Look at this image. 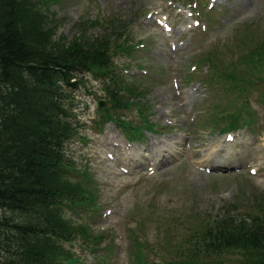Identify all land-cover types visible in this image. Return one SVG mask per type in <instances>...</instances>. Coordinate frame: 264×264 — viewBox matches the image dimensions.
<instances>
[{"label":"rangeland","instance_id":"rangeland-1","mask_svg":"<svg viewBox=\"0 0 264 264\" xmlns=\"http://www.w3.org/2000/svg\"><path fill=\"white\" fill-rule=\"evenodd\" d=\"M31 1V47L105 41L111 53L108 79L90 69L59 110L68 182L90 206L63 212L97 237L93 253L65 244L81 264H177L165 242L190 225L263 208L264 0ZM111 78L134 92L127 107L109 102Z\"/></svg>","mask_w":264,"mask_h":264},{"label":"trees","instance_id":"trees-1","mask_svg":"<svg viewBox=\"0 0 264 264\" xmlns=\"http://www.w3.org/2000/svg\"><path fill=\"white\" fill-rule=\"evenodd\" d=\"M25 2L33 6L31 0H0V264H78L65 244L79 240V248L93 252L97 237L63 212L90 206L68 182L75 172L64 146L73 135L59 110L63 93L83 87L82 75L90 69L108 79L111 53L105 41L84 45L75 40L45 51L31 47L24 30L37 11L25 10ZM108 81L109 102L127 107L125 99L134 92L116 88V78ZM256 207L248 223L226 213L197 228L190 225L176 242H165L169 254L177 264H196L201 257L237 251L241 264H264V206Z\"/></svg>","mask_w":264,"mask_h":264},{"label":"bare ground","instance_id":"bare-ground-1","mask_svg":"<svg viewBox=\"0 0 264 264\" xmlns=\"http://www.w3.org/2000/svg\"><path fill=\"white\" fill-rule=\"evenodd\" d=\"M188 97H192V94H188ZM115 147V146H114ZM117 148V147H116ZM169 148V147H168ZM152 149V148H151ZM157 149V148H156ZM119 152H121V151H119ZM219 151H217V153H215V154H217V155H219V153H218ZM169 153V152H168ZM135 155V154H134ZM222 161L220 160L217 164L219 165V163H221ZM213 166H215V165H213Z\"/></svg>","mask_w":264,"mask_h":264},{"label":"water","instance_id":"water-1","mask_svg":"<svg viewBox=\"0 0 264 264\" xmlns=\"http://www.w3.org/2000/svg\"><path fill=\"white\" fill-rule=\"evenodd\" d=\"M99 106H101V103H99Z\"/></svg>","mask_w":264,"mask_h":264}]
</instances>
